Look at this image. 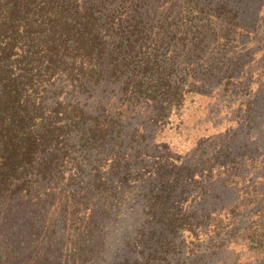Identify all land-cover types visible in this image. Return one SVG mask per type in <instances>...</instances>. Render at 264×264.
Returning a JSON list of instances; mask_svg holds the SVG:
<instances>
[{"label": "trees", "instance_id": "16d2710c", "mask_svg": "<svg viewBox=\"0 0 264 264\" xmlns=\"http://www.w3.org/2000/svg\"><path fill=\"white\" fill-rule=\"evenodd\" d=\"M263 6L0 0V264H179L193 251L180 234L229 241L252 216L237 241L264 264V80L253 87L240 46ZM246 74L252 88L215 152L201 143L202 157L178 164L152 149L149 122L169 121L187 95L211 98L215 80L238 92ZM23 232L42 236L34 256L15 252Z\"/></svg>", "mask_w": 264, "mask_h": 264}, {"label": "rangeland", "instance_id": "374dc122", "mask_svg": "<svg viewBox=\"0 0 264 264\" xmlns=\"http://www.w3.org/2000/svg\"><path fill=\"white\" fill-rule=\"evenodd\" d=\"M258 25L249 34L244 35L241 38L240 46L243 47L246 55L247 72L249 77H252V85L256 87L259 80H264V6L261 7L260 15L258 16ZM249 69V70H248ZM245 80L248 82L247 74L242 77L243 85L237 88H230L231 85L227 82L216 84V80L213 81L215 85L213 89V95L211 98L204 95L188 96L183 106L178 112H174L169 116V121L163 124H154L149 122L148 134L153 139L156 145H152V149L163 150V152H169L172 154V158L178 164L185 163L189 160H196L203 156L202 148L199 145L202 143L205 146L215 152L222 141L228 137V131L236 123L235 116H240L242 108L241 105L235 104L238 97H244L245 91L248 86L245 85ZM252 88V87H251ZM264 103V102H263ZM234 127V126H233ZM262 125L257 128V133L262 135ZM255 127L250 129V132L255 134ZM246 189L242 187V191ZM195 194V193H194ZM233 195V194H232ZM191 199H188L190 201ZM236 200V197L231 199ZM244 200V194L241 193L238 202ZM230 201V202H232ZM229 202V203H230ZM196 203V202H194ZM151 204V200L146 197H140L136 200L134 208L137 211L138 220H143L146 217L147 207ZM197 207L196 213L200 218H204L207 222L212 220L208 217L212 207L206 208L203 205L195 204ZM249 210V209H245ZM224 216H231V214H223ZM196 216V215H194ZM223 223L228 221L226 218H222ZM257 217H251L247 223H243L245 227L243 230H238L237 238L246 236L250 231L248 228L253 226V221ZM229 228L225 227V230ZM215 234V233H214ZM22 238H19L16 243V254L22 255L24 258L34 256L39 250L40 239L36 232H25L19 234ZM77 236V235H76ZM177 239H183L184 244L187 243L192 247L190 253L181 256L177 254L179 258V264L182 259H186L185 264H233V259L239 255L240 264H255V257L253 253H250L248 249L239 245L237 238L235 237L229 241H222L220 237L214 235V239L210 243L203 245V239H196L194 235L189 234L188 231L177 236ZM47 238V236H45ZM206 239H210L207 237ZM23 240L26 249L19 248L20 242ZM238 242H234V241ZM48 241H45L47 243ZM39 243V244H38ZM63 248H60L59 255L63 258L67 255L68 249H73L72 245L69 246L67 241H62ZM203 245V246H202ZM58 243L54 242V247H57ZM206 246H208L206 248ZM38 247V248H37ZM6 249V248H5ZM44 251V248H41ZM177 250V248H176ZM45 257L43 254H39L36 259ZM133 259H136V255L133 254ZM259 258L260 262L263 261L262 257ZM36 259L34 261H36Z\"/></svg>", "mask_w": 264, "mask_h": 264}]
</instances>
